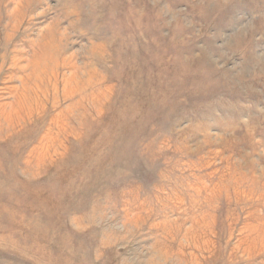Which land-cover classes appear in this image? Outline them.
<instances>
[{"label": "rangeland", "instance_id": "rangeland-1", "mask_svg": "<svg viewBox=\"0 0 264 264\" xmlns=\"http://www.w3.org/2000/svg\"><path fill=\"white\" fill-rule=\"evenodd\" d=\"M0 264H264V0H0Z\"/></svg>", "mask_w": 264, "mask_h": 264}]
</instances>
